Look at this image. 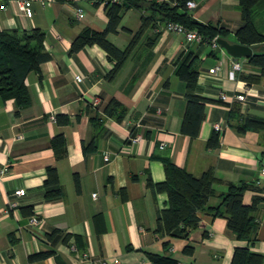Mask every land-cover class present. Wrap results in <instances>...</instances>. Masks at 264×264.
Instances as JSON below:
<instances>
[{
    "label": "crops",
    "instance_id": "0c3cea01",
    "mask_svg": "<svg viewBox=\"0 0 264 264\" xmlns=\"http://www.w3.org/2000/svg\"><path fill=\"white\" fill-rule=\"evenodd\" d=\"M31 1L30 16L19 13L16 0H0V30L41 27L50 52L40 70L27 74L28 105L19 108L13 98L0 95V171L7 170L0 179V264H102L104 258L107 264H149L147 251L171 254L181 264H231L235 247L250 242L235 236L227 217L203 208L199 226L191 230L188 239L173 236L159 228L158 216L166 206L167 193L149 186L148 179L157 182L166 178L167 159L198 176L213 167L221 181L214 184L216 194L210 197V205L221 201L219 193L226 191L231 181L253 184L264 165L263 137L252 129L240 133L228 120L235 103L244 113L264 116V79L249 83L244 77L260 74L261 67L248 56L236 57L225 48L212 51L210 44L200 45L194 92L213 100L205 102L200 134L192 137L181 131L187 84L175 73L174 59L183 48L197 47L199 42L187 45L182 33L149 27L116 75L109 78L116 59L101 45L86 44L71 51L73 39L85 26L106 27L104 1ZM195 1L196 6L190 9L194 17L228 28L226 38L237 41L235 30L243 24L239 0ZM76 6L84 8L85 16L75 15ZM142 12L126 9L118 32H110L109 38L125 47L132 33L123 27L138 30ZM259 23L264 26V18ZM152 36L157 37L149 43ZM254 50H264V43ZM234 58H240L242 69L231 78ZM218 63V72L211 73L209 69ZM79 71L85 75L80 82L75 79ZM244 90V101L226 103L219 97L223 91L234 94ZM112 98L126 107L121 119L105 112ZM60 112L70 116L68 123L57 122ZM216 121L227 126L219 136V145L207 147ZM59 132L67 139V155L62 158L50 147V139ZM17 133L23 136L15 139ZM137 135L140 138L133 140ZM106 153H110L108 160ZM48 165L58 168L65 190L59 197L45 196ZM76 172L80 191L75 186ZM20 187L26 189L25 194L15 196L13 191ZM257 193L254 187L245 188L243 201L251 203ZM11 198L18 199L19 207L6 211ZM32 212L44 218L42 230L29 226ZM96 213L101 217L95 219ZM256 214L257 240L250 247L264 255V200ZM186 243L194 245L193 252L184 251ZM41 250L51 253L40 259L30 257ZM114 257L120 261L114 263Z\"/></svg>",
    "mask_w": 264,
    "mask_h": 264
},
{
    "label": "trees",
    "instance_id": "16d2710c",
    "mask_svg": "<svg viewBox=\"0 0 264 264\" xmlns=\"http://www.w3.org/2000/svg\"><path fill=\"white\" fill-rule=\"evenodd\" d=\"M66 2L68 0H58ZM105 2V11L108 17L104 29H96L85 26L73 39L71 51L80 50L86 44L97 43L101 45L116 63L108 73L113 78L122 64L133 51L135 45L149 27H159V21L163 24L169 20L180 22L187 28L197 29L202 35L197 47L183 48L174 59L175 73L187 84V104L181 123V131L192 137L198 136L203 120L206 116V101L213 99L194 92L199 77V51L201 44H210L215 36L228 37L230 30L224 26L214 24L211 21H202L194 17L187 6L188 0H95V4ZM243 24L235 30V39L253 48L264 43V26L259 19L264 18V0H239ZM138 8L142 12V23L138 30L123 27L132 37L129 43L121 48L110 38V32H118L124 11L128 8ZM157 36L149 37V43L154 42ZM45 31L41 27H33L30 30L1 29L0 30V95L4 98H13L19 108L26 106L31 101L30 90L26 81L27 74L32 70H40L41 62L50 57L46 49ZM215 49L212 48V51ZM249 61L261 67L260 74H246L244 77L249 83L261 82L264 79V50H254L248 56ZM239 104L231 106L229 124L240 133L247 130L259 131L264 141V116L244 113ZM107 114L121 119L126 107L116 98H112L105 106ZM56 120L59 124H66L70 116L66 113H57ZM220 132L216 129L206 141L207 147L219 145ZM50 147L57 158L67 155V139L63 132L55 134L50 139ZM92 147V146H91ZM86 148V147H85ZM94 148V146H93ZM264 154V149H263ZM166 178L162 181L148 179L152 188L167 193V203L158 216L159 228L166 230L173 236L189 238L192 229L199 226L201 217L199 210L212 209L214 214L225 215L228 219V227L239 239L248 240L247 245L235 247L231 264H264V255L251 249L250 245L257 240L258 219L257 208L260 201L264 200V184L259 185L246 182H229L226 191L220 192L221 201L217 205H210L209 199L216 194L214 184L221 181L213 167L206 169L201 175H195L185 167L167 159L165 161ZM47 176L44 179L46 187L45 196L55 198L63 195L64 187L61 184L58 168L48 165ZM138 178L137 175H134ZM76 190L81 189L79 174L74 173ZM254 187L258 191L251 203L243 201L245 188ZM101 217V213L94 215L95 219ZM58 230H55V232ZM69 234H67L68 236ZM77 239L80 236L77 235ZM169 241H165L168 246ZM185 252H193L194 245L186 243ZM51 250H41L30 255L32 259L44 258ZM150 257L149 264H181L171 254L147 251Z\"/></svg>",
    "mask_w": 264,
    "mask_h": 264
},
{
    "label": "built area",
    "instance_id": "2783aa9c",
    "mask_svg": "<svg viewBox=\"0 0 264 264\" xmlns=\"http://www.w3.org/2000/svg\"><path fill=\"white\" fill-rule=\"evenodd\" d=\"M19 6V13L20 14H24V15H32L33 14V9L31 6L32 1L31 0H16ZM196 1L195 0H188L187 1V6L189 9L194 8L196 6ZM2 6L4 7L5 4H2ZM74 13L78 18H82L83 16H85V10L82 6H76L74 9ZM159 27H157V29H160V27L168 29V30H173L176 31L178 33H182L185 37V40L187 42V45H191L192 42H199L200 40H202V35L198 32L197 29L194 28H187L184 24L180 23V22H176V21H172L169 20L166 23H161L160 21L158 22ZM218 37L219 36H215L211 39L210 45L213 49H222L224 47L221 46L220 42L218 41ZM221 67L220 63L216 64L215 66L211 67L209 69V71L211 73H217L219 68ZM242 69V61L240 60V58H234L232 61V67L229 70V77L231 78H235L236 77V73L237 71ZM84 73L79 71L77 73H75V79L80 82L84 80ZM219 97L226 101V103H230L234 100H238V101H244L246 99V92L244 91H239V92H235L234 94H228L225 91L221 92ZM98 99L95 98L94 99V103H98ZM227 126V124L224 121H216L214 123V128L219 131L220 133H223L225 127ZM23 136L22 133H17L15 135V139H20ZM140 138V135H137L133 138V140H137ZM165 145V142L162 143V146ZM105 159L108 160L110 159V153H106L105 154ZM7 172L6 167H4L3 169H1L0 171V179L3 178L4 174ZM255 182L259 185H263L264 184V165L260 168L259 173L255 179ZM26 192V189L24 187H20L17 188L13 191V194L15 196H22L24 195ZM94 195H96V193H93ZM19 207V202L18 199L16 198H11L7 200V205L5 206V210L6 211H12L15 209H18ZM44 218L37 212H32L29 215V226L33 229V230H42L44 227ZM84 258H87V253L82 255ZM120 261V259L118 257H114L113 258V262L114 263H118ZM109 261L108 259L104 258L102 259L101 263L102 264H107Z\"/></svg>",
    "mask_w": 264,
    "mask_h": 264
},
{
    "label": "water",
    "instance_id": "95a60500",
    "mask_svg": "<svg viewBox=\"0 0 264 264\" xmlns=\"http://www.w3.org/2000/svg\"><path fill=\"white\" fill-rule=\"evenodd\" d=\"M218 41L222 47H224L229 53L236 57L250 56L254 51V48L251 45L243 44L238 41H230L226 37L220 36L218 37Z\"/></svg>",
    "mask_w": 264,
    "mask_h": 264
}]
</instances>
